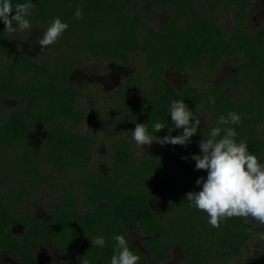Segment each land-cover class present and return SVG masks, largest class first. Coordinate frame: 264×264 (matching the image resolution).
<instances>
[{
	"label": "trees",
	"instance_id": "trees-1",
	"mask_svg": "<svg viewBox=\"0 0 264 264\" xmlns=\"http://www.w3.org/2000/svg\"><path fill=\"white\" fill-rule=\"evenodd\" d=\"M238 1L242 13L245 9L247 12L251 2ZM11 2L15 5L25 0ZM31 2L35 5L28 17L31 26L37 23L46 29L54 17L69 25L56 41L69 52L65 56L9 52L4 40L11 33L0 22V91L24 99L22 105L0 115V151H11L14 160L10 168L32 180L44 179L43 164H50L57 171L85 167L87 171L80 176L77 189H63L61 202L48 220L35 217L27 205L19 209L11 195H0V251L5 250L21 264H40L37 244L50 240L66 250V264H81V260L110 264L113 237L123 235L129 242L126 225L131 224L150 235L145 243L147 254L129 242L130 250L139 256L138 264H164L162 260L170 256L175 244L185 253L181 264H227L239 256L250 238L264 230V225L231 218L214 228L206 213L189 206L185 194L199 191L202 185H197L196 179L207 176L205 170L195 169L191 159L192 154H199V140L216 126L219 115L229 111L242 119L239 126H234L237 142L246 141L249 152L264 163V138L257 130L264 120V23L250 31L239 22L226 35L218 20L201 6L205 0ZM78 7L82 9V19L75 18ZM153 8L173 9L174 13L166 24L147 27L145 31V14ZM85 48L99 58L123 64L132 60L133 52H140L142 57L143 73L130 72L113 91L104 92L110 102L106 114L101 116L104 124L122 131L143 123L150 135L163 137L172 127V100L184 101L191 111L201 108L203 102L202 109L216 113L214 120L199 127L186 147L169 144L171 157L167 162L164 155L139 158L122 131L108 144L104 163L109 171L90 165L97 137L94 131H81L78 127L86 110L78 105L82 93L69 77ZM229 55L240 62V76L233 74L235 81H251L252 93L246 99L234 98L230 86L202 89L186 83L177 90L164 75L166 67L191 69L204 57L217 64ZM242 56L247 64L239 61ZM210 96L215 98L214 104L208 103ZM155 122L165 123V127L154 132ZM38 123L44 134L40 148L34 151L27 138ZM182 131L173 127L171 135ZM152 195L172 204L163 219L158 218L149 202ZM96 196L105 199L108 207L100 206ZM81 198L87 201V208L77 213L75 204ZM14 224L20 225L17 233L11 228ZM97 236L105 238L104 247H92L91 239Z\"/></svg>",
	"mask_w": 264,
	"mask_h": 264
},
{
	"label": "rangeland",
	"instance_id": "rangeland-1",
	"mask_svg": "<svg viewBox=\"0 0 264 264\" xmlns=\"http://www.w3.org/2000/svg\"><path fill=\"white\" fill-rule=\"evenodd\" d=\"M249 2L251 3L249 8H247V12L245 9L243 13L241 3L238 0H205L201 6H203L209 16L218 20L223 31L228 35L235 30L239 22H243L250 31H254L264 23V0H249ZM173 13V9L162 10L153 8L151 12L145 14L144 22L146 25L143 29L146 31L147 27H160L166 24ZM44 30L45 27H40V25L35 23L29 30L11 33L4 40V43L9 47V52L14 54L25 52L34 56L67 55L69 50L58 46L56 42L44 49L39 48L36 41L41 37ZM79 57L80 61L72 68L69 77L82 93L78 96V105L86 110L78 127L81 131H94L97 137V145L94 147L95 152L89 164L103 166L104 171H109L108 164L104 163L108 156V144L111 140L120 136L122 131L124 132L123 135L130 140L131 148L139 158L164 155L165 161H169L171 157L169 144L162 146L153 141L150 147L147 145L138 147L132 141V129L120 131L109 123L104 124L101 119V116L106 114L110 103L104 92L113 91L130 72L143 73L144 69L142 68L140 52H133V58L128 64H123L114 59L99 58L86 48L79 54ZM239 61L247 64V59L244 56L240 57ZM237 62L231 55L223 56L217 64H213L208 57H204L191 69L166 67L164 75L177 90H181L186 83H191L202 89L214 86H230L232 96L243 100L251 95L252 84L249 78H245L240 82L235 81L233 74L240 76ZM23 102V98L11 96L0 91V115L8 113L14 107L22 105ZM192 112L194 117H198L201 120L199 127L209 125L216 115L213 110L202 108H195ZM257 130L264 138V120L259 122ZM43 134L42 125L39 123L28 132V143L34 151H38L40 148ZM180 134V132H176V135ZM3 151H0V195H11L19 209L27 205L35 217L44 220H48L56 211V207L61 202L63 189H70L72 188L71 186H75V189H77L78 182L81 180L80 176L87 171L86 167L84 169L70 168L67 172L57 171L51 169L50 164H43L44 179L32 180L22 172L12 170L10 168L14 160L12 152L7 149ZM18 151L17 149L14 153ZM180 183H183V181ZM97 198L98 200L95 201H100V206L108 207V202L105 199ZM82 199H77L75 204L74 211L77 213H82L87 208V201ZM149 202L158 214L159 219H163L172 205L170 201L164 202L158 195L150 196ZM11 228L17 233L20 230V225L14 224ZM261 233H264V230L258 231L250 238L241 254L234 259H230L227 264H264V239L259 238ZM126 234L130 243L136 245L142 252L147 254L145 243L150 238V235L146 234L144 229L127 224ZM37 245L40 264H48L49 261H53L55 264H66L68 253L60 246L50 240ZM100 254L105 256V253ZM184 258V250L180 245L175 244L170 250V256L164 261L162 260V262L164 264H181ZM0 264L21 263L16 257L2 250L0 251Z\"/></svg>",
	"mask_w": 264,
	"mask_h": 264
},
{
	"label": "clouds",
	"instance_id": "clouds-1",
	"mask_svg": "<svg viewBox=\"0 0 264 264\" xmlns=\"http://www.w3.org/2000/svg\"><path fill=\"white\" fill-rule=\"evenodd\" d=\"M35 8L31 0L13 5L11 0H0V22L8 33L24 32L31 28L28 19ZM76 19H82V9L77 8ZM15 25V26H14ZM69 25L54 17L36 41L40 49L54 44ZM208 103L214 104L215 98L208 97ZM203 102L200 107L202 108ZM172 127L167 135L153 137L143 123H136L131 130V138L138 147L151 146L153 141L160 145L172 144L187 146L196 134L201 120L194 117L189 106L182 100H172L169 106ZM242 123L241 116L229 111L216 118L206 138L198 142L199 154H192L196 170H205L207 176L198 177L199 191H188L185 199L189 206L207 214L208 223L219 228L222 221L231 218H243L264 225V163L249 152L246 141L237 142L236 127ZM165 123L155 122L154 132H159ZM183 129L180 135H171L172 128ZM264 239V233L260 234ZM114 254L110 264H138L139 256L129 248V242L123 235H115ZM92 247H104L105 238L97 236L91 239ZM81 264H89L81 260Z\"/></svg>",
	"mask_w": 264,
	"mask_h": 264
}]
</instances>
